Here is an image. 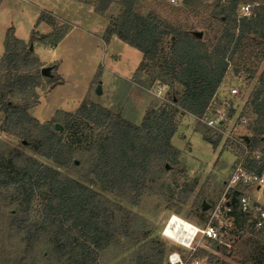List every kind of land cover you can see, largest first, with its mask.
I'll use <instances>...</instances> for the list:
<instances>
[{"label":"trees","instance_id":"obj_1","mask_svg":"<svg viewBox=\"0 0 264 264\" xmlns=\"http://www.w3.org/2000/svg\"><path fill=\"white\" fill-rule=\"evenodd\" d=\"M78 1L89 2L100 15L117 5L118 12L108 19L103 40L115 36L138 49L142 58L133 72L136 82L142 87L153 82L170 88L179 84L182 90L173 91L172 102L196 117L204 113L231 60L252 57L259 63L264 58V0H218L195 8L191 11L198 14L196 24L179 22L175 16L183 11L176 8L163 18L156 8L160 4L141 13L136 10L138 0ZM245 3L251 5L249 16L238 12ZM41 21L51 26L50 32L33 28L28 41L16 37L12 26L5 31L0 57V131L21 138L58 166L137 205L140 197L151 191L148 182L162 176L169 159H177L178 150L170 143L177 127L175 110L157 113L150 108L137 125L120 112L83 99L74 110H56L48 122L40 123L28 111L39 103L36 88L45 82L51 89L63 79L56 71L57 63L49 65V76H43V64L29 45L39 41L55 46L66 32L57 28L46 12L38 16L37 23ZM196 31L202 35L196 36ZM165 38L169 48L163 52ZM99 72L97 69L93 83L99 82ZM250 103L251 118L246 114L250 140L264 148V64ZM59 120L63 123L60 129L56 128ZM209 141L217 145V140ZM36 193L44 197V203L40 215L32 216L31 202ZM232 200L235 223L251 230L235 197ZM2 209L9 213L8 239L18 242L8 250L3 248L1 264H100V255L121 237L136 246L126 264H163L165 244L147 239L148 232L139 226L137 215L0 141ZM20 243L25 245L21 256ZM39 245L44 247L41 258L25 262Z\"/></svg>","mask_w":264,"mask_h":264},{"label":"rangeland","instance_id":"obj_2","mask_svg":"<svg viewBox=\"0 0 264 264\" xmlns=\"http://www.w3.org/2000/svg\"><path fill=\"white\" fill-rule=\"evenodd\" d=\"M217 1L177 0L173 4L169 0H138L136 10L145 13L160 4L156 8L163 18L176 8L175 10L183 11L175 16L179 22L189 21L190 24H196L198 14L197 12L194 14L191 10L212 5ZM41 12H46L52 17L59 29L70 28L73 33L91 32L88 35L91 41H74L60 52L65 69L68 71L67 81L53 95L44 96L49 90L45 82L37 87L39 103L29 109V113L40 123H46L56 110L72 111L83 99H87L112 112H120L124 118L139 125L150 108L157 113L162 110H175L173 121L177 127L170 143L178 150L177 159L175 162L172 159L167 161L168 167L162 176L148 182L151 191L145 192L137 205H133L127 199L103 190L95 182L82 178L75 171L58 166L50 159L36 153L19 137L0 131V141L84 183L137 215L139 226L148 232L147 239H157L165 244L163 264H170L169 255H173L176 259L179 256L182 264H192L194 260H197L198 264H264V238L257 236L255 231L238 226L235 218L221 242L210 241L197 233L195 241L190 246H184L163 233L172 214L203 227L209 206L207 209L203 207L212 204L221 194L235 156L209 128L172 102L173 91L182 90L179 84H175L173 88L168 85L167 90L162 91L160 95H157L156 82L146 87L140 86L134 79L133 72L141 60V52L117 37L113 39L112 36L107 42L103 40L108 19L118 12V6L113 4L105 15H100L87 1L0 0V57L4 50L3 40L8 27L12 26L15 36L26 41L33 28L49 29L48 25L38 27L37 18ZM96 36H101V40ZM206 36L204 32L203 37ZM161 46L163 52H166L169 48V40L165 38ZM33 47L42 58H51V51L43 45L33 42ZM257 62L252 57L231 60L219 86L224 93H227L229 86L239 87L241 95L237 109L239 111L242 108L249 118L252 116L250 100L258 86V76L264 58L261 62ZM97 69L100 70L99 82L93 83L92 79ZM252 70H256L253 75ZM13 99L16 100L15 97ZM2 119L3 112L0 111V123ZM56 122L59 126L63 124L60 120ZM53 124L54 122L51 123L52 126ZM240 131L251 136L247 125ZM209 140H217V145L213 146ZM43 203L44 197L36 193L31 202L32 216L40 215ZM8 219L7 209H2L0 264L3 248L8 250L7 248L18 242L14 238L8 239ZM24 247L23 243L19 244L20 256ZM135 247L130 240L121 237L100 255V264H126ZM43 249L42 245L37 246L27 255L25 262H30L33 257L39 260Z\"/></svg>","mask_w":264,"mask_h":264},{"label":"built area","instance_id":"obj_3","mask_svg":"<svg viewBox=\"0 0 264 264\" xmlns=\"http://www.w3.org/2000/svg\"><path fill=\"white\" fill-rule=\"evenodd\" d=\"M175 4L177 0H169ZM251 5L242 4L239 8L241 16H249ZM157 95L166 91L168 85L156 82ZM241 90L237 85L229 86L227 93L220 90L214 92L204 113L195 118L209 128L223 145L234 153L229 177L224 182L223 190L218 198L209 205L203 227L195 225L197 230L190 241H195L197 233L210 241H222L225 233L234 222L233 197L239 210L245 215V224L253 231L264 235V148L253 144L250 136L240 131L247 125L248 118L243 109H237ZM244 135L249 140L244 139ZM189 244V246H190ZM170 264L181 263L180 257L169 255ZM192 264H198L194 260Z\"/></svg>","mask_w":264,"mask_h":264},{"label":"crops","instance_id":"obj_4","mask_svg":"<svg viewBox=\"0 0 264 264\" xmlns=\"http://www.w3.org/2000/svg\"><path fill=\"white\" fill-rule=\"evenodd\" d=\"M42 25L43 26L48 25L49 29L48 30H38L40 33H48L51 30V26L47 22L41 21V22L38 23V27L39 28ZM71 31L72 30L70 28H67L66 32L64 33L62 38L58 41V43L55 46H49V45H46V44L41 43L39 41H34V42H37V43L43 45L47 50L51 51V56H50L51 58L44 59V58L41 57V55L33 47L34 53L38 56L40 62L43 65L57 63L56 71L63 79V82L61 84H58V85L54 86L53 88L49 89L44 94V96L49 95V94L53 95L54 93H56V91H58L61 87H63V85L67 81L66 78H67L68 71L65 69V66H64V63H63V59H62V57H60L61 56L60 52L61 51L63 52V50H65L67 45L69 46V44L73 43L74 41H85V42L91 41V39H89V36H88L91 32H89V31H86V32L85 31H83V32L80 31V32L73 33ZM96 38L101 40L102 37L101 36H96ZM113 39H116V37L113 36ZM22 40L26 41L25 39H22ZM32 46H33V43H32ZM141 58H142V53H141ZM34 106H32L31 108H33Z\"/></svg>","mask_w":264,"mask_h":264},{"label":"bare ground","instance_id":"obj_5","mask_svg":"<svg viewBox=\"0 0 264 264\" xmlns=\"http://www.w3.org/2000/svg\"><path fill=\"white\" fill-rule=\"evenodd\" d=\"M196 230L194 224L176 214H172L164 227L163 233L182 245L188 246Z\"/></svg>","mask_w":264,"mask_h":264},{"label":"water","instance_id":"obj_6","mask_svg":"<svg viewBox=\"0 0 264 264\" xmlns=\"http://www.w3.org/2000/svg\"><path fill=\"white\" fill-rule=\"evenodd\" d=\"M194 34H195L196 36H199V37H200V36L202 35V32H201V31H196ZM29 49H33L32 44L29 45ZM40 71H41V74H42L43 76H49V75H50V71H51V66H49V65L42 66V68H41ZM56 128L60 129L61 127H60L58 124H56ZM243 137H244V139H245L246 141L249 140V137H248V136L244 135ZM23 143L25 144L26 142L23 140ZM75 163H78V161L75 160ZM166 167H168V164H166ZM208 206H209L208 204H207V205H204L203 209H207Z\"/></svg>","mask_w":264,"mask_h":264}]
</instances>
